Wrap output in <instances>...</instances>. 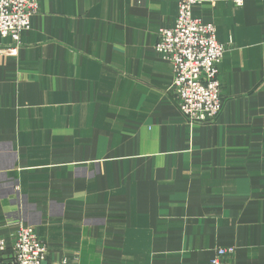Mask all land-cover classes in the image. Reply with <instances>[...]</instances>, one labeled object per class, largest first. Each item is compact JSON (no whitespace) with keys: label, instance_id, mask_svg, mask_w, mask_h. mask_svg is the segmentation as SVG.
<instances>
[{"label":"crops","instance_id":"0c3cea01","mask_svg":"<svg viewBox=\"0 0 264 264\" xmlns=\"http://www.w3.org/2000/svg\"><path fill=\"white\" fill-rule=\"evenodd\" d=\"M0 53V227L66 264H264V0H198L227 47L189 126L155 49L179 0H37ZM0 37V47L10 44Z\"/></svg>","mask_w":264,"mask_h":264},{"label":"built area","instance_id":"2783aa9c","mask_svg":"<svg viewBox=\"0 0 264 264\" xmlns=\"http://www.w3.org/2000/svg\"><path fill=\"white\" fill-rule=\"evenodd\" d=\"M243 0L235 1L240 7ZM198 0H179L177 18L171 29H159L154 49L172 66L169 92L189 126H206L219 117L223 101L219 76L227 47L218 43L213 25L203 24L191 14ZM38 10L37 0H0V37L10 44L0 53L13 55L20 46V34ZM1 232V227H0ZM210 264L234 254V248H217ZM46 243L38 240L32 227L18 224L7 239L0 233V264H66L45 259Z\"/></svg>","mask_w":264,"mask_h":264}]
</instances>
